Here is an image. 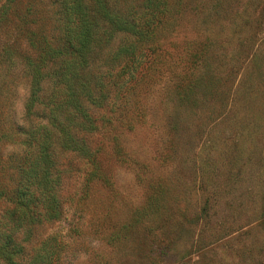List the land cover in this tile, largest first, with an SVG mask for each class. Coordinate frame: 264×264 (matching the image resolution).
I'll return each instance as SVG.
<instances>
[{
  "label": "rangeland",
  "instance_id": "374dc122",
  "mask_svg": "<svg viewBox=\"0 0 264 264\" xmlns=\"http://www.w3.org/2000/svg\"><path fill=\"white\" fill-rule=\"evenodd\" d=\"M12 33L0 30V48ZM158 38L134 75L128 62L114 70L121 97L92 111L99 130L88 142L105 180L88 183V165L62 155L65 216L33 246L58 234L59 264H264V0H176ZM30 80L0 66V136L9 137L0 180L9 188L12 124L27 121ZM162 185L165 195H153ZM140 212L151 215L133 226ZM26 252L19 264L30 262Z\"/></svg>",
  "mask_w": 264,
  "mask_h": 264
},
{
  "label": "trees",
  "instance_id": "16d2710c",
  "mask_svg": "<svg viewBox=\"0 0 264 264\" xmlns=\"http://www.w3.org/2000/svg\"><path fill=\"white\" fill-rule=\"evenodd\" d=\"M175 1L49 0L42 6L30 0L22 7V0H0V30L9 28L15 34L0 48V66L21 67L31 79L27 121L12 124L13 186L0 180V204L10 205L0 214L3 264H19L28 247L32 249L28 264L61 261L58 234L33 246L41 229L65 216L60 158L72 155L83 160L89 168L88 183L105 180L96 150L88 142V135L99 130L92 111L104 110L112 98L121 97V76L110 79L114 70H123L128 62L134 75L142 51L159 40ZM113 81L117 89L111 87ZM43 96L48 100L44 116L34 121L31 114L43 106ZM7 138L5 132L0 136ZM165 190L162 185L153 195H165ZM154 201L159 206L158 198ZM148 213H135L133 226Z\"/></svg>",
  "mask_w": 264,
  "mask_h": 264
}]
</instances>
